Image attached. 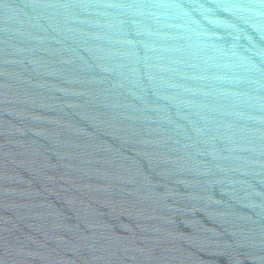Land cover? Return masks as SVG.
Listing matches in <instances>:
<instances>
[{
  "label": "water",
  "instance_id": "1",
  "mask_svg": "<svg viewBox=\"0 0 264 264\" xmlns=\"http://www.w3.org/2000/svg\"><path fill=\"white\" fill-rule=\"evenodd\" d=\"M0 264H264V0H0Z\"/></svg>",
  "mask_w": 264,
  "mask_h": 264
}]
</instances>
